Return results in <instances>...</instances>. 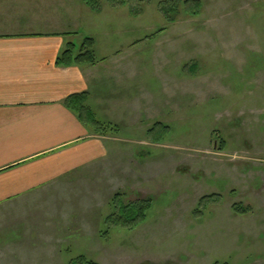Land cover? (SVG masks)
Instances as JSON below:
<instances>
[{"label":"rangeland","instance_id":"rangeland-1","mask_svg":"<svg viewBox=\"0 0 264 264\" xmlns=\"http://www.w3.org/2000/svg\"><path fill=\"white\" fill-rule=\"evenodd\" d=\"M90 1L68 41L95 52L85 117L120 130L0 211V264H264V0Z\"/></svg>","mask_w":264,"mask_h":264},{"label":"crops","instance_id":"crops-1","mask_svg":"<svg viewBox=\"0 0 264 264\" xmlns=\"http://www.w3.org/2000/svg\"><path fill=\"white\" fill-rule=\"evenodd\" d=\"M93 15L84 0H0V211L108 152L67 105L94 66L57 63Z\"/></svg>","mask_w":264,"mask_h":264},{"label":"trees","instance_id":"trees-1","mask_svg":"<svg viewBox=\"0 0 264 264\" xmlns=\"http://www.w3.org/2000/svg\"><path fill=\"white\" fill-rule=\"evenodd\" d=\"M191 1H193V0H189L188 2H191ZM195 1H197V0H195ZM85 2L90 7L94 8L93 7L94 1L92 2L90 0H85ZM95 9L98 10L99 8L95 7ZM89 42H91L93 44L94 39L90 38ZM85 45H87V44H85ZM84 50H85V48L82 51L76 52L75 51V45L72 43H68L66 45V48L60 54V56L57 60V63L61 64V65H73V64H84V63L94 64V63H96L95 52L91 51V50H89V51L88 50L84 51ZM87 96H88L87 93L72 95L68 98L67 105L70 108H72L73 110H75L78 113L80 120H82L86 125L89 126V124L87 122L88 119H86L85 115L88 116L89 118H92L93 111L85 103ZM94 129H95L94 130L95 133L101 134L102 136H106L110 132L111 133L112 132L113 133L119 132L120 126L116 123H113V122H109V123L97 122V126H95ZM120 197H121L120 192L114 196V202H115L116 208H117V204L120 200ZM203 199L204 198H202V200ZM142 204L143 203H141V206H142ZM141 206L139 208H137V207L133 208L132 212H129V213H124V211L119 212V213L114 212L113 214H111L107 218L108 225L111 226L112 224H115L116 226H122V227H127V228L134 227L139 222V220L143 219V217L146 216L145 215L146 210H144V207L143 206L141 207ZM234 210L238 213L243 214L248 210V208H245L240 204V205H236L234 207ZM69 264H101V263L96 262L94 260H91L84 255H81V256H78L76 258L71 259Z\"/></svg>","mask_w":264,"mask_h":264}]
</instances>
